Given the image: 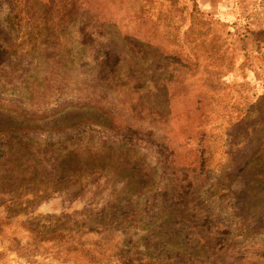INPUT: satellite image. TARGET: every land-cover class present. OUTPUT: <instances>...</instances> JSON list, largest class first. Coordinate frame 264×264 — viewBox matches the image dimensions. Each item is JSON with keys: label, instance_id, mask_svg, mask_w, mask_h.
Wrapping results in <instances>:
<instances>
[{"label": "rangeland", "instance_id": "1", "mask_svg": "<svg viewBox=\"0 0 264 264\" xmlns=\"http://www.w3.org/2000/svg\"><path fill=\"white\" fill-rule=\"evenodd\" d=\"M15 2L0 0V264H155L158 224L183 244L210 222L209 262L231 238V264H264V35L216 0H18V16ZM8 88L85 105L36 113Z\"/></svg>", "mask_w": 264, "mask_h": 264}, {"label": "trees", "instance_id": "2", "mask_svg": "<svg viewBox=\"0 0 264 264\" xmlns=\"http://www.w3.org/2000/svg\"><path fill=\"white\" fill-rule=\"evenodd\" d=\"M15 15L18 16V13H19V3L18 0H15ZM191 1V10L190 12H193V11H197V8L195 6V3H194V0H190ZM174 3V2H172ZM16 18H13V20L11 21V25L13 24V21H15ZM15 26L14 27H17V23L15 22L14 24ZM241 31L243 33H245V35L249 34V35H253V32L247 28V25L246 24H243L242 25V28H241ZM8 94H6L7 98L10 99V100H15V102L13 101V103L19 105L20 107H23L24 109H28V110H31L33 112H40L41 109H44L45 107L48 109L49 111V107H53V108H56V109H60V110H56L54 113L50 114V115H54V114H57L59 113L60 111L64 110V109H67V108H75V107H84L85 103L80 100V99H75V98H71V99H67L66 101L62 102V104L60 106H62L61 108H59L60 106H58V102L64 98V94H62V92H55L54 95H52L51 97L49 98H46L44 100L43 103L41 104H37L36 101H33L29 98L26 97V95L24 96L23 94H20L18 96V94H16V92H14L15 90H13V88H8L7 90ZM18 96V98H17ZM16 98V99H15ZM17 100V101H16ZM19 101V102H18ZM61 102V101H60ZM51 109V108H50ZM67 142L66 141H55V142H47V143H42L43 146L45 147H58V146H62V145H65ZM161 183L160 182H154V183H150V184H145L144 189H147L146 192H144V195H148V194H151V197L145 201V204L149 207V208H152L155 206L154 202L155 200L154 199H158V198H161V195H159V193L161 191H166L167 189V186L166 185H163V188L160 189L159 188V185ZM165 200H163V198L160 199V203H164ZM153 209V208H152ZM150 229L153 228L152 227H149ZM217 228V225L214 224L213 222H210L208 223V228L207 229H204V228H200L198 229L199 232L197 234H194V238L193 236H190V235H187V238L184 239V243L183 244H179V240L181 239V235H179L178 233H176L175 231L174 232H171V233H165V229L166 227L163 225V224H158L157 226V230H155L154 232L158 235H156L155 233H151V238L150 240H159L162 242L163 244V250L167 251L166 255L165 256H159L157 254H151L149 255L148 257V260L149 261H152L153 263L155 264H166L169 260V256L172 255V254H179V252H181V250L183 251V249H185L186 247H194L197 246L198 250H201V252L203 253V249L205 250H208L210 248V246L213 244V240H214V231H217L216 230ZM31 235L34 236V238L40 240V241H51V240H59V239H63V235L60 233V232H54V233H49V232H45L43 234H38L34 229H29ZM193 238V239H192ZM149 247H150V244H149ZM152 247V246H151ZM243 246H239L237 243H234L233 240L231 238H227L225 241H222L220 242L219 246H217V248H215V250H217V255L213 256L212 257V260L211 262H209V260H207V258H205V254L203 253V255L200 253V251H198V254H199V257H198V264H217L215 262V259H217L219 256H221V253L222 252L223 254L225 252H228L229 255L231 254L230 256V264L231 263H235V261L233 260L234 257H235V254L237 256V254H242V251L244 250L242 248ZM196 250V249H195ZM239 261L240 260H237V264H239ZM254 263H251V264H256L255 261H253ZM222 264V263H221Z\"/></svg>", "mask_w": 264, "mask_h": 264}, {"label": "crops", "instance_id": "3", "mask_svg": "<svg viewBox=\"0 0 264 264\" xmlns=\"http://www.w3.org/2000/svg\"><path fill=\"white\" fill-rule=\"evenodd\" d=\"M216 3L229 9V12H216L222 21H238L239 26L246 24L254 35H264V0H216Z\"/></svg>", "mask_w": 264, "mask_h": 264}]
</instances>
